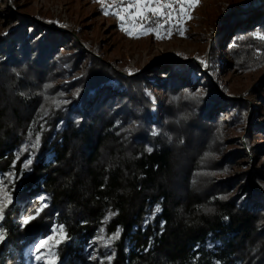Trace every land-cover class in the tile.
Wrapping results in <instances>:
<instances>
[{
    "label": "trees",
    "instance_id": "trees-1",
    "mask_svg": "<svg viewBox=\"0 0 264 264\" xmlns=\"http://www.w3.org/2000/svg\"><path fill=\"white\" fill-rule=\"evenodd\" d=\"M7 17L12 27L0 37V175L14 173L18 190L1 221L0 264H23L28 242L54 223L65 226L67 239L57 250L66 264L84 263L83 248L103 223L114 236L112 264H264L259 185L246 186L244 199L228 196L234 180L197 179L196 160L212 161L207 167L215 172L230 158L214 159L225 120L212 105L227 106L220 95L193 99L181 82L187 73L173 70L163 93L177 97L186 90L193 103L167 105L164 118L153 120L144 74L125 76L95 53L82 50L85 58L75 49L79 42L62 41L63 33L40 31L25 15L8 11ZM261 34L264 0L239 8L215 39L230 43L234 68L249 71L264 67ZM66 44L74 51L62 57ZM190 67L200 71L198 64ZM114 78L123 91L108 84ZM28 156L33 160L25 167ZM43 194L49 206L22 228L18 215ZM156 205L160 211L144 227V215Z\"/></svg>",
    "mask_w": 264,
    "mask_h": 264
},
{
    "label": "rangeland",
    "instance_id": "rangeland-1",
    "mask_svg": "<svg viewBox=\"0 0 264 264\" xmlns=\"http://www.w3.org/2000/svg\"><path fill=\"white\" fill-rule=\"evenodd\" d=\"M172 2L174 7H179L175 4V0ZM260 4L261 0H199L198 5L190 12L192 18L185 22L183 36L173 34L170 38L157 40L151 34L132 38L121 30L116 15L104 14V10H107L126 15L124 11L127 7L126 0H0V37L10 31L12 26L7 17L8 11L14 12L15 16L25 15L33 23L35 22L40 31L52 30L59 34L63 33L62 41L67 40L72 45V42L78 41L81 47L76 46L77 51L85 50L101 56L125 76L144 74L146 82L143 83V89L151 102L150 114L153 120L159 116L164 118L167 105L180 107L179 104L183 103L182 107H185L186 101L192 102L188 98L189 94L185 93L186 90L177 97H167L161 89L165 81L168 82L167 77L171 71L179 70L187 73L182 77L181 82L187 86V90L192 91L193 99L199 97L213 100L214 96L220 95L227 105L219 106L216 103L212 105L213 111H217L216 115L221 114L225 120L220 137V153L214 155V159H225L227 155H230V158L222 170L215 172H211L212 167H207L208 164L213 163L212 161L202 158L196 160L197 167L200 168L197 179H200L201 183L207 175L212 174L218 183L234 180V184L229 188L231 194L228 196L245 199L249 196L246 194L248 191L246 186L250 184L259 185L264 194V67L249 71L234 68V60L228 50L230 43L223 42L219 45V39H215V36L220 26L231 15H236L239 8ZM36 26L29 28V33ZM40 31L36 32L38 37L41 36ZM60 37L62 38L61 35ZM61 51L59 55L65 57L71 55L74 50L66 44L62 46ZM82 54L84 56L85 52ZM85 58L89 60L88 55H85ZM192 64L200 65V71L191 68ZM66 66L69 65L66 63ZM108 84L114 89L118 88L120 92L125 89L117 78L109 80ZM235 99L241 100L240 105L246 110L245 115L239 112L238 106H233ZM161 102L165 108H159ZM227 109H233V112ZM172 125L169 119L166 127L171 133L174 130ZM28 146L29 142L25 147ZM254 146L256 147L252 148ZM211 155L213 157V153ZM206 157V159L210 158L209 155ZM28 160L33 159L31 156L25 158L23 166ZM255 173L257 176L254 177ZM0 177H2L0 194L7 195L10 200L7 209L14 200L15 191L18 190L16 178L14 173ZM35 201L36 206L29 208L28 211L22 210L18 215L17 221L22 228L26 227L23 223L24 218L32 214L41 201L46 204L44 210L49 206V196L45 194L38 195ZM157 206L161 208L160 205H156L152 208L153 211H147L144 215V227L153 221ZM2 219L3 216L0 217V234L3 235V242L6 230L1 224ZM108 219L109 217L106 220ZM61 227L63 232L59 231ZM50 235L62 243L66 235L65 226L54 223L44 236L35 237L28 242L23 264H47V260L56 258L49 256L47 252L37 253L35 250L37 242ZM113 241L114 236L107 235L103 223L96 236L85 244L84 263L81 264H98V261L90 258L92 255H96L102 264H112ZM49 247L58 253L60 264H66L57 250L56 240L49 241ZM36 255L41 256V261L35 259Z\"/></svg>",
    "mask_w": 264,
    "mask_h": 264
},
{
    "label": "snow or ice",
    "instance_id": "snow-or-ice-1",
    "mask_svg": "<svg viewBox=\"0 0 264 264\" xmlns=\"http://www.w3.org/2000/svg\"><path fill=\"white\" fill-rule=\"evenodd\" d=\"M126 3L127 7L124 9L127 13L126 15L111 13L107 10H104V14L116 15L121 30L132 38H140L142 35L151 34L154 35L157 40H160L170 38L173 34L184 35L185 22L192 18L190 12L198 5L199 0H175V4L179 5L178 8L174 7V2H172V0H126ZM129 17H131V19ZM256 38L264 41V34ZM39 140L40 136L37 133L32 147H36L39 144ZM30 164L31 160L26 161L25 167H28ZM0 180H2V177H0ZM9 202L10 200L7 195L0 194V217L3 216L7 203ZM45 207L46 204L41 201L40 205L33 210V213L24 218L23 223L27 225L38 218ZM155 211H160L158 206ZM59 231L63 232V228L61 227ZM63 238L67 239V236L64 235ZM2 240L3 235L0 234V242H2ZM53 240H56V246H58L59 240L50 235L38 241L35 250L37 253L44 251L47 252L49 256L56 257L55 259L47 260V264H60L58 253L49 247V241ZM90 258L94 261H98V264H102V262H99V258L96 255H92ZM35 259L39 262L41 261V256L36 255Z\"/></svg>",
    "mask_w": 264,
    "mask_h": 264
}]
</instances>
